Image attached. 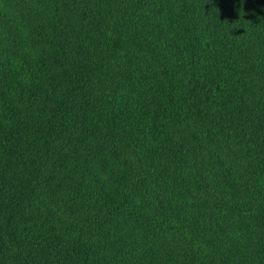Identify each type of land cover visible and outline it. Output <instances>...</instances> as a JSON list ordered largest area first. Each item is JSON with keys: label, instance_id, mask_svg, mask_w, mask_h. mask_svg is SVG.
<instances>
[{"label": "trees", "instance_id": "1", "mask_svg": "<svg viewBox=\"0 0 264 264\" xmlns=\"http://www.w3.org/2000/svg\"><path fill=\"white\" fill-rule=\"evenodd\" d=\"M0 264H264V0H0Z\"/></svg>", "mask_w": 264, "mask_h": 264}]
</instances>
